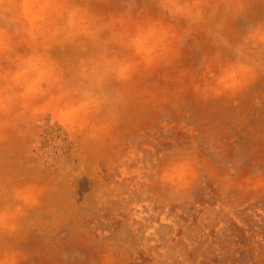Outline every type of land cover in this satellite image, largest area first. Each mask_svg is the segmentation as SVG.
Listing matches in <instances>:
<instances>
[{
	"label": "rangeland",
	"instance_id": "374dc122",
	"mask_svg": "<svg viewBox=\"0 0 264 264\" xmlns=\"http://www.w3.org/2000/svg\"><path fill=\"white\" fill-rule=\"evenodd\" d=\"M164 3L0 0V207L23 209L0 264H264V0H199L198 17ZM152 25L166 54L148 66L134 41ZM237 61L242 89L203 92ZM181 159L187 182L162 183ZM23 188L29 204L11 200Z\"/></svg>",
	"mask_w": 264,
	"mask_h": 264
},
{
	"label": "clouds",
	"instance_id": "9594fccd",
	"mask_svg": "<svg viewBox=\"0 0 264 264\" xmlns=\"http://www.w3.org/2000/svg\"><path fill=\"white\" fill-rule=\"evenodd\" d=\"M164 8H166L171 15H185L188 17H198L199 9L201 5L199 4V0L193 2L191 4H184L183 6L172 2V0H165ZM44 8L51 7L54 11L60 9L59 4L52 5H44ZM195 10V11H194ZM78 10H73L69 16V25H74L76 20L74 19L77 15ZM35 20L46 21L47 24L53 23L52 20L46 19L45 15H40L34 18ZM41 27H45V25H41ZM60 29H56L51 32V36L55 37L57 32ZM167 34V29L152 25L148 27L146 30L141 29L139 34L137 35L134 44L136 46L137 55H141L146 63V65L151 66L154 62L161 61L165 59L166 47L163 44V38ZM45 39H48L45 36ZM250 39H259L261 42H264V31H259L254 33ZM3 47L4 51L8 50V36L7 33L4 34L3 37ZM46 58L40 56L30 57L26 63L29 65L30 70L38 71L40 73L38 79L34 81V85H38L40 80L44 78V72L40 71V66L45 64ZM133 65L128 63H121L119 67V76L122 79L129 78L131 71L133 70ZM253 69L248 66V64L237 61L234 64L229 65L226 69H224L218 76H214V84H206L203 88V92L214 93L216 95H220L226 92H236L242 89L248 79L250 78ZM5 79H7V73H5ZM52 81H49L51 85ZM33 87H30L27 92H33ZM35 90L39 91L41 95L44 94V89L36 88ZM197 91H201L200 86H196ZM94 104H98V101H92ZM84 106L81 105V108ZM193 164L189 160H176L172 163L166 165L160 174V181L165 184L173 185V186H183L190 175H192ZM5 196L8 194V190H3ZM11 200L14 202H23L24 204H29L32 202L31 200V189L23 188V189H13L11 194ZM23 209L20 207L19 203L16 204L13 209L10 205H4L0 207V227L4 229H9L11 226L8 222L11 218L16 216L17 214L22 213ZM3 264H8L7 260L3 262Z\"/></svg>",
	"mask_w": 264,
	"mask_h": 264
}]
</instances>
